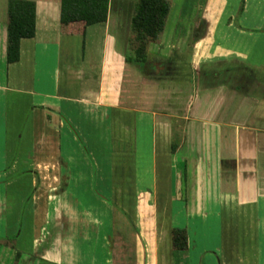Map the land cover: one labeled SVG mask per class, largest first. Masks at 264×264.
Instances as JSON below:
<instances>
[{"label": "crops", "instance_id": "0c3cea01", "mask_svg": "<svg viewBox=\"0 0 264 264\" xmlns=\"http://www.w3.org/2000/svg\"><path fill=\"white\" fill-rule=\"evenodd\" d=\"M8 1L0 0V222L1 235L16 237L0 236V264H107L88 246L69 248L70 213L91 212L80 198L74 209L71 196L107 193L95 157L86 155L91 174H74L68 150L104 146L108 122L111 148L125 150L122 172L111 161L112 195L157 197L139 210L168 213L169 228L186 230L190 264H264V30L241 18L216 44L211 29L202 43L189 27L197 15H235L240 0H170L144 63L126 61L136 0H109L107 20L82 29H65L62 0H31L35 36L8 63ZM78 228V240L88 229L95 245L97 224Z\"/></svg>", "mask_w": 264, "mask_h": 264}, {"label": "rangeland", "instance_id": "374dc122", "mask_svg": "<svg viewBox=\"0 0 264 264\" xmlns=\"http://www.w3.org/2000/svg\"><path fill=\"white\" fill-rule=\"evenodd\" d=\"M199 5L200 4L197 3V6ZM241 5H243V7ZM235 9L236 5L229 3L226 10H228V13H233ZM244 9L245 12H243ZM4 16L7 17L6 14L2 15L0 11V19H2ZM205 16L207 15H197L192 20L189 27H191L193 30L195 29V32L197 30V34L199 37L201 36L200 42L202 43L206 42L207 37H205L206 35L204 34L206 28H208L210 32L212 30L213 34L211 35L213 36H211V38L216 44H221L223 41L224 29H226L230 24L231 28L240 26L241 18L245 19L244 23L247 29H249L248 27H251L264 30V0H240L238 10L236 11L235 15H214V19H206ZM187 26L188 25H186V27ZM181 37L182 38L178 36L176 40H174V35H168L166 40L167 43H173L174 41L176 43H180L186 38L184 35ZM191 38L193 39L195 37L193 36ZM192 39L189 40L190 43L193 42H191ZM186 42H188V38L186 39ZM247 44H249V42H247ZM87 53L86 55H88ZM110 128L111 126H109L108 122L107 127L103 129L102 132H100L102 139L101 141L104 146L100 148L83 149L77 146L75 147L74 144V147L71 146V148L68 150V155L71 157L69 159V168L71 172H74V174H91L93 171L92 165L86 155L89 154L91 157H95L97 160L98 171L101 173L102 177H105V180H101V183L99 182V188L107 193L101 197L96 194H92L93 196L87 197H79L78 195L71 196L70 201L71 204H74V209L76 205L79 204L78 199L80 198L81 200H84L86 205L84 206L87 209H91V212H87L86 214L84 212L80 214L70 213L71 221L73 222L69 243L70 250L74 253H77L78 255L79 246L80 248L88 246V251H96L99 257L102 256L106 258V260L103 259V261L107 262V264H190V260L184 258L188 256L187 250L185 251L182 249L177 250L178 252L176 253L174 252L175 249L173 248L172 244V229L168 227L170 225L169 221L171 223V218L168 213L165 217L163 212L161 213L156 210L143 212L139 210L141 206L139 207L140 204L138 203L144 202V204L149 205L157 204V197H146L144 201H142L136 196H125L121 195L120 193L118 195L111 194V183L109 180L111 161L113 160L114 163L118 162V170H121L122 172V169L125 165V161L123 160L125 159L123 156L125 150L119 149V153L116 154V149L111 148ZM112 167L115 168L116 165L114 164ZM83 182L85 185L84 187H86V184H88V189L91 188V178H88V180H83ZM74 183H79V180H75ZM118 183L119 188L125 185L123 184V181L120 180ZM119 191L122 190L119 189ZM6 192L8 203L7 218L8 224L10 226L9 229L11 231L14 218L12 216V211L13 207L15 206V190L12 186L8 187ZM27 204L28 203L22 207L24 208ZM79 205L82 206L81 204ZM175 209H177V207ZM185 218L187 220L186 214ZM86 220L97 224L95 232L97 233L95 238L97 241L95 245L93 244V235L91 234L90 230L88 231L87 228L86 233L90 235L87 238V242L84 243L83 241L80 242L78 240V224L80 221L85 222ZM182 222H185V220ZM4 224L3 222H0V236L8 237L9 240L7 238L4 239L13 243L16 237L15 235H1L4 231ZM82 230L84 231V229ZM187 231L190 233V229L188 227ZM216 232L217 229H215L214 239H216V235H218ZM209 235H211V232ZM83 238L84 237H82V239ZM181 254L183 256L182 259L179 256ZM204 257L205 255L203 258ZM215 257H217V255H215ZM198 263L206 264V259L198 260Z\"/></svg>", "mask_w": 264, "mask_h": 264}, {"label": "trees", "instance_id": "16d2710c", "mask_svg": "<svg viewBox=\"0 0 264 264\" xmlns=\"http://www.w3.org/2000/svg\"><path fill=\"white\" fill-rule=\"evenodd\" d=\"M108 9L109 0H62L61 23L65 25V29L69 25L82 29V26L105 22ZM170 10V0H136L134 2L126 61L146 62L149 45L160 40ZM7 31V62H17L20 58L21 39L35 36L36 4L34 1H8ZM171 232L174 252L182 249L186 251L188 249L186 230L172 228Z\"/></svg>", "mask_w": 264, "mask_h": 264}]
</instances>
